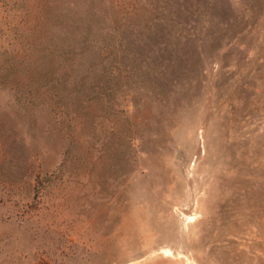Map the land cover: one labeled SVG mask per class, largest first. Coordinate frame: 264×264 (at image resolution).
<instances>
[{"label":"rangeland","instance_id":"obj_1","mask_svg":"<svg viewBox=\"0 0 264 264\" xmlns=\"http://www.w3.org/2000/svg\"><path fill=\"white\" fill-rule=\"evenodd\" d=\"M179 258L264 264V0H0V264Z\"/></svg>","mask_w":264,"mask_h":264},{"label":"bare ground","instance_id":"obj_2","mask_svg":"<svg viewBox=\"0 0 264 264\" xmlns=\"http://www.w3.org/2000/svg\"><path fill=\"white\" fill-rule=\"evenodd\" d=\"M162 254L164 256H166V258L168 257V259H169V256H170L171 253L167 249V250H163ZM171 261L172 260H167V261L162 262L161 264H194L190 260H186V259L181 260L180 258L178 260L174 261V262L173 261L171 262Z\"/></svg>","mask_w":264,"mask_h":264}]
</instances>
